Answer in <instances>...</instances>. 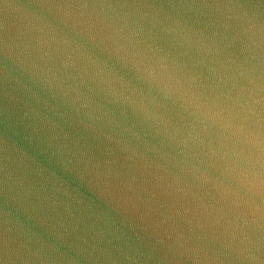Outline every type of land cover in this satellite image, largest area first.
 Instances as JSON below:
<instances>
[{"label": "water", "instance_id": "obj_1", "mask_svg": "<svg viewBox=\"0 0 264 264\" xmlns=\"http://www.w3.org/2000/svg\"><path fill=\"white\" fill-rule=\"evenodd\" d=\"M0 264H264V0H0Z\"/></svg>", "mask_w": 264, "mask_h": 264}]
</instances>
